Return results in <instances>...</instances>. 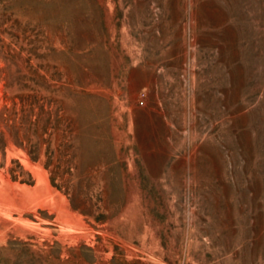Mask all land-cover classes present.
<instances>
[{"label": "rangeland", "instance_id": "rangeland-1", "mask_svg": "<svg viewBox=\"0 0 264 264\" xmlns=\"http://www.w3.org/2000/svg\"><path fill=\"white\" fill-rule=\"evenodd\" d=\"M0 264H264V0H0Z\"/></svg>", "mask_w": 264, "mask_h": 264}, {"label": "trees", "instance_id": "trees-1", "mask_svg": "<svg viewBox=\"0 0 264 264\" xmlns=\"http://www.w3.org/2000/svg\"><path fill=\"white\" fill-rule=\"evenodd\" d=\"M33 112H34V108L30 109V110H29V116H32V115L34 114ZM27 116H28V115H27ZM8 120H11V117H10ZM5 149H6V148L4 147L3 150H4V152L6 153Z\"/></svg>", "mask_w": 264, "mask_h": 264}]
</instances>
